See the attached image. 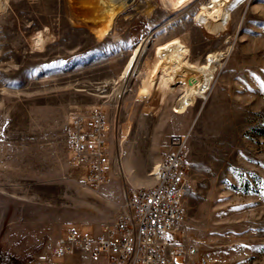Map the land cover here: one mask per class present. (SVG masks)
Listing matches in <instances>:
<instances>
[{
    "label": "rangeland",
    "instance_id": "rangeland-1",
    "mask_svg": "<svg viewBox=\"0 0 264 264\" xmlns=\"http://www.w3.org/2000/svg\"><path fill=\"white\" fill-rule=\"evenodd\" d=\"M3 1L0 264H26L69 226L114 219L126 185H153L176 134H189L192 149V264H264V0H232L219 28L202 22L209 0H134L104 40L71 21L92 9L87 0ZM172 47L195 65L216 58L210 89L184 113L175 108L198 76L160 72ZM94 107L107 114L113 162L99 185L69 144L72 117Z\"/></svg>",
    "mask_w": 264,
    "mask_h": 264
},
{
    "label": "built area",
    "instance_id": "built-area-1",
    "mask_svg": "<svg viewBox=\"0 0 264 264\" xmlns=\"http://www.w3.org/2000/svg\"><path fill=\"white\" fill-rule=\"evenodd\" d=\"M109 132L107 114L100 107L76 114L70 122L71 150L95 185L103 183L112 168ZM191 154L189 134L172 135L152 171L153 185H126L114 219L98 232L67 227L55 241L54 254L85 251L107 255L114 264H192V245L184 238Z\"/></svg>",
    "mask_w": 264,
    "mask_h": 264
},
{
    "label": "bare ground",
    "instance_id": "bare-ground-1",
    "mask_svg": "<svg viewBox=\"0 0 264 264\" xmlns=\"http://www.w3.org/2000/svg\"><path fill=\"white\" fill-rule=\"evenodd\" d=\"M130 1L134 0H87L85 4L90 3L92 9L90 11H85V15H83L80 19L71 18V21L74 25L78 23L82 24V22L91 23V28L96 38L98 40H104L112 32L118 16L127 8L128 5H130ZM175 1L183 2L185 0ZM231 1L232 0H209L203 11L206 15L202 19V22L216 28L222 26L228 19V5ZM3 2L2 4H4ZM141 49L142 46H139V48L137 47L134 50L125 66L123 71L124 75L131 74L135 70L137 56ZM185 52L186 49L183 47L170 48L168 51V59L167 61H162V70H160V72L166 74L169 73L170 77L175 76L181 79H185L190 75L198 76V80L189 84L185 93L181 96L180 104L175 108V112L178 113H184L186 111L189 104L194 99L195 94L199 96L205 95L204 93L210 89L212 79L214 77V67L211 69V64L213 63L212 58L215 56L214 54H210L209 62L203 65H195L187 60ZM214 59L216 58L214 57ZM169 62H173L174 64L169 65ZM157 78L158 73L154 71L152 72V76L149 78V82L153 84L154 81H157ZM147 91L149 92V89H147ZM151 174L152 172L150 175Z\"/></svg>",
    "mask_w": 264,
    "mask_h": 264
},
{
    "label": "crops",
    "instance_id": "crops-1",
    "mask_svg": "<svg viewBox=\"0 0 264 264\" xmlns=\"http://www.w3.org/2000/svg\"><path fill=\"white\" fill-rule=\"evenodd\" d=\"M102 224H100L98 227H93L88 230L98 232ZM61 233L62 231L60 234ZM45 241L46 242L43 244V248H41L39 252L27 260L26 264H114L107 255L95 256L85 251H77L70 255L59 256L54 254L53 244L51 243L50 239L47 238ZM33 243L34 241L31 240L26 244L32 246Z\"/></svg>",
    "mask_w": 264,
    "mask_h": 264
},
{
    "label": "water",
    "instance_id": "water-1",
    "mask_svg": "<svg viewBox=\"0 0 264 264\" xmlns=\"http://www.w3.org/2000/svg\"><path fill=\"white\" fill-rule=\"evenodd\" d=\"M142 45V44H141Z\"/></svg>",
    "mask_w": 264,
    "mask_h": 264
}]
</instances>
